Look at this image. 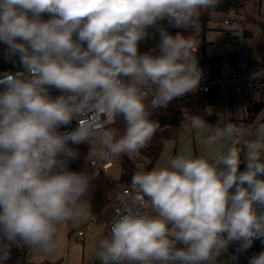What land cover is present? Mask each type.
Here are the masks:
<instances>
[{"label": "clouds", "instance_id": "clouds-1", "mask_svg": "<svg viewBox=\"0 0 264 264\" xmlns=\"http://www.w3.org/2000/svg\"><path fill=\"white\" fill-rule=\"evenodd\" d=\"M221 3L0 0L3 57L19 61L0 73V264L13 246L56 254L66 224L93 219L87 196L97 172L70 163L102 167L149 145L160 127L154 112L195 93L203 75L191 35H173L165 22L193 32ZM156 33V46L140 52ZM249 78H264V68ZM216 116L205 132L204 117L183 112L200 153L133 173L110 234L92 248L98 264H220L232 243L239 254L264 239V111L247 126L227 111ZM85 143L82 156L72 145ZM248 264H264V251Z\"/></svg>", "mask_w": 264, "mask_h": 264}, {"label": "rangeland", "instance_id": "rangeland-1", "mask_svg": "<svg viewBox=\"0 0 264 264\" xmlns=\"http://www.w3.org/2000/svg\"><path fill=\"white\" fill-rule=\"evenodd\" d=\"M243 6L246 11L244 19V26L247 32L246 35H243L241 28H235L238 27V25L233 26L235 29H229L228 31L218 28L219 20L223 15L237 16V13L235 12L229 14H217L214 17H210V19L206 22L205 30L200 38V41L204 44L203 54L205 57H223L227 54L237 52L238 54L243 55L244 58L247 57L246 55H251L254 60H264V0H245ZM44 18L47 19L48 16L45 15ZM158 36V33L150 35L146 42H141L139 45L140 52L144 51V47H146L149 42H154L158 39ZM236 68L238 69V67ZM225 94L226 93L224 91L221 92V96L225 97ZM208 108L212 109L213 114L211 116L207 115L206 109ZM225 111L230 112L233 119L242 117L241 104L238 99L227 98L226 100H216L206 106L204 116L200 115L208 122L205 132H207L208 128H210L212 124H215L218 118L216 113ZM200 150V137L196 134L185 131L181 120L172 138L165 139L163 141L161 154L154 163L153 167H158L161 164H164L171 156L176 154L184 152L199 154ZM134 158H138V162L136 163L137 168L141 166L145 167L149 164L147 159L139 156L138 154L134 156ZM242 165L244 164H241V166ZM120 175L121 169L119 166H115L109 171V176L115 183L120 180ZM263 242L264 239H256L251 248L243 253H240L241 257L244 256L249 259L254 255L253 251L255 248L260 247ZM230 247L237 249L239 247V242L232 243L229 248ZM255 254H259L258 250H256ZM7 264H17V262L14 260H8ZM220 264H224L221 259Z\"/></svg>", "mask_w": 264, "mask_h": 264}, {"label": "built area", "instance_id": "built-area-1", "mask_svg": "<svg viewBox=\"0 0 264 264\" xmlns=\"http://www.w3.org/2000/svg\"><path fill=\"white\" fill-rule=\"evenodd\" d=\"M239 1L242 2L244 5L245 0H239ZM243 5L232 11L237 13V16L223 15L219 20V25H218L219 29L228 30L233 26L243 24L246 14ZM229 13H225V14H229ZM193 43L197 45L194 54L197 57L199 67L201 68L203 75L198 90L195 93H190V94H196L202 96V95L214 93L217 95V98H220L221 92L225 91L228 93L230 98L238 99L241 104L242 117L238 119L236 123L243 124L245 126L250 124L252 120L255 119L257 113L264 111V78H261L259 80H251L249 78L250 74L258 69L250 73H243L237 68H234L232 66L230 67L227 58H221L218 65L205 62L202 41L200 40L193 41ZM4 47L5 46L3 44H0V73L6 71L15 72L19 70L18 59H14L13 62L5 61L3 57ZM53 95H59V93L54 90ZM256 96H260V99H256L255 98ZM254 104H261V106L258 109V111L254 114V116L250 118L251 110ZM244 109H246V111ZM159 110L161 109H158L156 111ZM75 125H76V121H73L72 125L69 126V130L72 127H75ZM134 162L137 163L138 158H134ZM120 164L121 161L117 159L115 162L106 163L102 167H97L96 165L93 164H89L88 167L90 169H100L109 178V180H111L109 176L110 169H112L115 166L120 167ZM75 168L77 171H82L84 169V167H82L78 162H75ZM243 169H244V165L241 166V170ZM130 185L131 182L129 183L114 182V187L109 196L110 197L109 209L107 212L104 213L105 230L108 232H110V222L115 215V211L118 207H120V202L117 199V197L119 195H127L130 190ZM76 233L78 235H81L82 231H77Z\"/></svg>", "mask_w": 264, "mask_h": 264}, {"label": "trees", "instance_id": "trees-1", "mask_svg": "<svg viewBox=\"0 0 264 264\" xmlns=\"http://www.w3.org/2000/svg\"><path fill=\"white\" fill-rule=\"evenodd\" d=\"M243 5L242 2L239 0H222L219 8L217 9V14H225L234 11L235 9L241 7ZM210 19L208 15H202L200 18V23L202 25L201 34L205 30V24ZM180 28L172 27L169 32L175 35L176 32L179 31ZM230 64L231 61L236 59L235 54H228L225 56ZM221 56L215 57H205L204 61L218 65ZM231 65V64H230ZM217 100V95L206 94V95H196V94H188L182 98L174 100L166 109H161L159 111H155L153 114V118L158 120L159 122V129L156 131L154 137L152 138L149 145L144 148L138 155L147 159L149 164L145 166L146 169H151L154 163L159 158L162 147L163 141L165 139L172 138L175 133L176 128L179 126L180 121L183 119V112L188 114H195V115H205V108L207 105L215 102ZM261 104H254L250 118L254 116V114L258 111ZM178 112L181 113V117H178ZM237 121V120H236ZM233 120L234 123H236ZM117 127L122 131L123 125L118 124ZM73 147L77 148L79 152L85 155L89 150L88 144H80V145H72ZM121 161L120 169L121 175L120 180L118 182L121 183H129L131 182V177L133 173L138 169L137 164L134 162V157L129 158L127 156H123L119 158ZM75 162H78L82 167L85 168L89 166V163L85 164V160L80 158L74 162H71L69 167L72 170H76ZM93 170V169H90ZM97 172L95 179L92 181L89 194L87 196V203H89L90 210L92 217L95 220H104L105 216L104 213L108 211L109 204H110V193L114 187V181L109 180V178L100 170L94 169Z\"/></svg>", "mask_w": 264, "mask_h": 264}, {"label": "crops", "instance_id": "crops-1", "mask_svg": "<svg viewBox=\"0 0 264 264\" xmlns=\"http://www.w3.org/2000/svg\"><path fill=\"white\" fill-rule=\"evenodd\" d=\"M165 27H167L168 31L172 28L169 27L166 22ZM235 28H241L243 35L247 34L244 23L238 25V27ZM235 28L231 27L229 29ZM201 30L202 25L200 22H198V25L193 32L191 29L185 30L183 28H180L178 32H181L184 35H191V40L193 42L200 40L203 34H201ZM149 31L151 32L152 30L150 29ZM158 41L159 36L158 39H156L154 42H149L146 47H144V51L142 53L148 52L150 49H153L158 43ZM233 54L236 55V59L230 62V66L234 68L238 67V69L243 73H250L256 69L264 67V60H254L251 55H246L247 57L244 58L243 55L238 54L237 52ZM222 58L226 57L223 56ZM225 93V97L221 96L220 98H217V100H226L227 98H230L228 93ZM255 98L260 99V96H256ZM238 119L233 120L236 121ZM87 206L90 209L89 203H87ZM77 231H82V234L78 235L76 233ZM109 234L110 232L105 230V218L104 220H95L93 218L91 221L80 223L78 225L69 223L66 224L63 228V247L62 250L58 253L49 255H38L35 253H29V250L26 247L20 248L13 246L11 249L9 261L14 260L17 262V264H98V261H95L92 257V248L95 242H97L100 237L108 236ZM256 250H258L259 253L261 251H264V242L262 243V245H260V247L255 248L253 254L256 253ZM233 255L237 257L235 260L231 259ZM220 259L223 261L224 264H248L249 261V259L245 258L244 256L241 257L240 253L237 254L236 249L231 247L228 248V251L223 254Z\"/></svg>", "mask_w": 264, "mask_h": 264}, {"label": "water", "instance_id": "water-1", "mask_svg": "<svg viewBox=\"0 0 264 264\" xmlns=\"http://www.w3.org/2000/svg\"><path fill=\"white\" fill-rule=\"evenodd\" d=\"M181 117V113L180 112H178V117L177 118H180Z\"/></svg>", "mask_w": 264, "mask_h": 264}]
</instances>
